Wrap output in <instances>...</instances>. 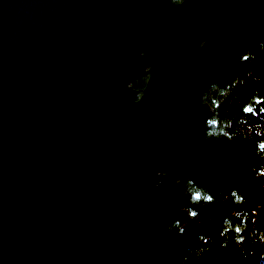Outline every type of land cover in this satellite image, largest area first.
Instances as JSON below:
<instances>
[{
	"label": "water",
	"instance_id": "95a60500",
	"mask_svg": "<svg viewBox=\"0 0 264 264\" xmlns=\"http://www.w3.org/2000/svg\"><path fill=\"white\" fill-rule=\"evenodd\" d=\"M263 42L264 0H0V264H179L264 210L254 145L202 133Z\"/></svg>",
	"mask_w": 264,
	"mask_h": 264
},
{
	"label": "trees",
	"instance_id": "16d2710c",
	"mask_svg": "<svg viewBox=\"0 0 264 264\" xmlns=\"http://www.w3.org/2000/svg\"><path fill=\"white\" fill-rule=\"evenodd\" d=\"M202 100L213 111L203 126V135L243 139L254 145L262 159L264 182V42L250 43L243 49L226 79L210 84ZM185 188L191 205L225 197L190 181L185 182ZM259 190L258 195L264 194V186ZM229 197L236 204L242 203L244 210L224 220L218 240L202 238L203 245L187 249L179 264H264V210L255 200L246 203L237 194ZM190 214L194 212L190 210ZM170 227L179 228L180 224L173 222Z\"/></svg>",
	"mask_w": 264,
	"mask_h": 264
},
{
	"label": "flooded vegetation",
	"instance_id": "af4514ba",
	"mask_svg": "<svg viewBox=\"0 0 264 264\" xmlns=\"http://www.w3.org/2000/svg\"><path fill=\"white\" fill-rule=\"evenodd\" d=\"M146 80H147V75H143V76H140V77L134 79L133 81H131L129 83L131 88L136 92V95H135L136 99H138L141 96L143 88L145 87V84H146ZM260 173H261V171H259L257 174H260ZM257 193L259 194L260 192H257ZM235 194H237L238 198H240L242 200L240 195H238L239 193H237L235 191H233L230 195L234 196Z\"/></svg>",
	"mask_w": 264,
	"mask_h": 264
},
{
	"label": "snow or ice",
	"instance_id": "6c2138e0",
	"mask_svg": "<svg viewBox=\"0 0 264 264\" xmlns=\"http://www.w3.org/2000/svg\"><path fill=\"white\" fill-rule=\"evenodd\" d=\"M248 111H251V109H247ZM261 147H264V145H262Z\"/></svg>",
	"mask_w": 264,
	"mask_h": 264
}]
</instances>
